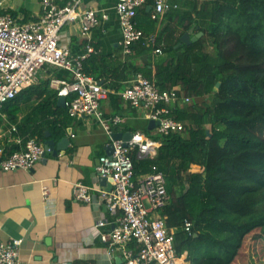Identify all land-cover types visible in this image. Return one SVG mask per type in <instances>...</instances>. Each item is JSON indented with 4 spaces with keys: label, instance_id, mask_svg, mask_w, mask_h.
<instances>
[{
    "label": "trees",
    "instance_id": "1",
    "mask_svg": "<svg viewBox=\"0 0 264 264\" xmlns=\"http://www.w3.org/2000/svg\"><path fill=\"white\" fill-rule=\"evenodd\" d=\"M168 1L177 7L155 18L146 9L153 0L137 11L152 20L145 31L155 34L154 43H134L129 59L111 70L100 67L101 54L85 58L82 68L97 80L108 74L99 70L110 71L108 94L116 107L122 100L118 80L131 71L176 93L177 101L166 106L183 129L155 135L160 145L153 157L133 151L132 179L153 170L165 176L169 201L160 216L176 228L174 246L186 252L187 264H235L245 236L255 229L264 233V134L251 130L264 126V0ZM186 32L202 34L178 45ZM136 58L142 65L133 63ZM50 67L47 72L56 75L58 68ZM49 79L38 78L0 110V127L9 124L20 145L33 137L43 141L46 131L54 139L64 133L66 106ZM184 96L188 103H181ZM22 105L29 110L19 118ZM184 219L192 222L191 233L183 229Z\"/></svg>",
    "mask_w": 264,
    "mask_h": 264
},
{
    "label": "built area",
    "instance_id": "2",
    "mask_svg": "<svg viewBox=\"0 0 264 264\" xmlns=\"http://www.w3.org/2000/svg\"><path fill=\"white\" fill-rule=\"evenodd\" d=\"M41 0V14L34 20L16 21L9 13L0 12V110L21 89L37 80L38 72L44 66H52L69 73L65 77L50 76L49 86L57 91L58 97L65 98L67 115L70 117L93 116L102 129L110 134L112 126L120 122L119 116H106L101 109V100L108 90L92 75L84 72L82 61L95 53L90 43L84 50L72 56L69 50L59 44V36L65 25L78 24L82 36L98 25L99 17L94 8H80L81 0ZM146 0H117L114 11L121 31L122 54L132 53L131 46L142 41L146 45L155 42V34H147L137 26L135 16ZM151 17L176 8L168 0H153ZM3 0H0V10ZM155 53L160 52V46ZM121 99L133 108L142 109L144 116L153 120L157 134L177 132L183 123L169 114L167 103L177 101L173 90H161L141 72H135L126 86L119 92ZM189 97H182L181 103H188ZM14 130V125L11 126ZM159 140L148 137L140 131H132L124 144L113 142L110 155L99 157L96 171L100 176L111 178L112 188L106 191L81 182L73 184L72 192L76 200L90 202L93 191L105 200L111 214H117L114 227L101 234L108 242L110 251L118 247L122 251V264H186L185 254L177 253L174 246L176 228L165 225L160 210L169 201L166 179L163 173L153 170L133 176L132 153L153 157ZM48 151L43 142L35 137L27 139L20 148L7 151L0 146V171L31 169ZM98 221L96 226H101ZM183 229L191 233L192 222L184 219ZM20 238L2 240L0 238V264H38L21 261ZM134 246V248L132 247Z\"/></svg>",
    "mask_w": 264,
    "mask_h": 264
},
{
    "label": "crops",
    "instance_id": "3",
    "mask_svg": "<svg viewBox=\"0 0 264 264\" xmlns=\"http://www.w3.org/2000/svg\"><path fill=\"white\" fill-rule=\"evenodd\" d=\"M65 1L69 0L60 3ZM40 2L3 0L0 12L9 13L19 22L34 20L41 14ZM116 2L81 0L80 8H94L99 17L106 13L107 18L100 17L98 25L86 36L81 35L78 24L65 25L59 36V44L67 48L72 56H76L90 43L96 50L94 54L105 57L104 64L99 63L104 69L111 70L128 60L129 57L122 54L121 31L114 11ZM151 7L147 5V11L152 10ZM135 20L140 22L138 25L144 31L151 26L152 20L143 13L138 12ZM158 26L156 24V28ZM142 62L136 58L133 63L139 66ZM47 71L48 66H44L38 72L37 79L48 75L69 79V73L65 70L58 68L56 75ZM134 73L127 72L125 77L118 80L120 91ZM108 74L98 80L108 90L106 97L101 100V109L106 116L121 118L118 124L112 126L110 134L102 129L93 116L67 115L63 135L54 139L46 131L48 134L41 141L44 143L46 139H51L56 147L60 139L66 136L68 143L63 149L58 150L57 154L51 150L46 151L29 170L0 171V238L5 241L21 239V261L38 264H122L121 249L116 247L110 251L108 242L101 238V234L108 233L114 227L117 214L108 212L105 200L97 191H93L90 202H82L75 199L72 187L74 183L81 182L106 190V186L98 182L96 167L99 157L106 154L112 132H143L146 129L148 132L143 133L152 139L157 132L155 126L147 128L149 119L144 116L142 109L133 108L123 100L116 107L115 101L108 94L111 91L109 85L114 82ZM28 110L27 105H22L19 118ZM129 127H133L132 130ZM14 145H19V148L22 146L19 138L10 131L9 124L0 127V146ZM191 169L196 170L193 167ZM188 187L186 183L185 189ZM98 221H103V224L96 226ZM184 254L186 261L187 254Z\"/></svg>",
    "mask_w": 264,
    "mask_h": 264
},
{
    "label": "water",
    "instance_id": "4",
    "mask_svg": "<svg viewBox=\"0 0 264 264\" xmlns=\"http://www.w3.org/2000/svg\"><path fill=\"white\" fill-rule=\"evenodd\" d=\"M150 8V7H148ZM202 33L198 32L196 35L191 36L189 33H183L180 36L178 45L181 44L182 42L184 43H190L191 41H195L198 37H200ZM218 83L216 84V87H218ZM58 102L62 105L65 104V98L63 96L58 97ZM157 123L154 122L153 120H149L148 121V126L147 128L150 129L151 127H154ZM48 134V132H46V135ZM132 135V131H126V132H112L111 133V141L109 143V145L106 147V154L110 155L111 152L113 151V142L117 141V140H121L124 144H126V142L130 139ZM68 143V138L66 136L62 137L60 139V141L56 144L55 147V143L53 140L51 139H46L44 141V145L46 147V149L54 151V154H57V151L60 149H63V147ZM56 148V149H55ZM98 182L102 185L106 186V190L110 191L112 188V184H111V178L107 177V176H98Z\"/></svg>",
    "mask_w": 264,
    "mask_h": 264
},
{
    "label": "rangeland",
    "instance_id": "5",
    "mask_svg": "<svg viewBox=\"0 0 264 264\" xmlns=\"http://www.w3.org/2000/svg\"><path fill=\"white\" fill-rule=\"evenodd\" d=\"M251 130L258 135L264 134V126L262 125L256 126ZM193 168L199 169L198 165H194ZM234 263L264 264V233L260 229H255L245 236Z\"/></svg>",
    "mask_w": 264,
    "mask_h": 264
}]
</instances>
